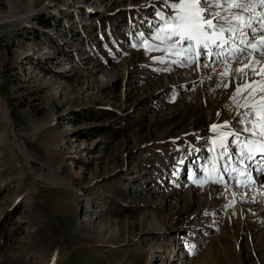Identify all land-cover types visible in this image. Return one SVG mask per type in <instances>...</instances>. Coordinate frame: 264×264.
<instances>
[{"label": "rangeland", "instance_id": "obj_1", "mask_svg": "<svg viewBox=\"0 0 264 264\" xmlns=\"http://www.w3.org/2000/svg\"><path fill=\"white\" fill-rule=\"evenodd\" d=\"M178 2L0 0V264H264V116Z\"/></svg>", "mask_w": 264, "mask_h": 264}, {"label": "bare ground", "instance_id": "obj_2", "mask_svg": "<svg viewBox=\"0 0 264 264\" xmlns=\"http://www.w3.org/2000/svg\"><path fill=\"white\" fill-rule=\"evenodd\" d=\"M237 2L245 3L246 7L244 9H237L231 6L229 7L232 8L231 9L232 11L239 12L240 14L239 18L241 20L245 19L246 25L240 28L241 31L238 34H234L232 32L229 33L227 31L219 32L216 30H208L205 33V35H210L209 32L212 31L214 32V35L216 36L215 38L217 40L222 42L225 40L228 41L226 43V46L224 47L223 52H221L220 55L223 54L225 56L227 52L229 53L228 55L231 56V53H233L234 57L239 58L238 64L243 65L242 67L243 71L241 72V77L243 76L244 80L243 83L242 81L238 83L239 86L240 85L241 86L238 87L237 90L239 91V93H241V95H243L241 107L244 108L251 106L255 108V111L260 113L259 116L263 117L264 109L260 108L259 106L264 105V6L260 5L259 0H237ZM230 4H231V0H230ZM30 14H33V10L30 13L21 16H16L14 14H11L10 12L9 13L0 12V23L11 24L16 20L24 19L25 17L28 18ZM225 17H229V15L226 14ZM236 18L234 17L235 20ZM214 23H216V21H214ZM249 24L251 25V27L247 26ZM243 30H246V32H243L244 34H242ZM182 40H186V39H182ZM201 41L207 42L209 45L211 44L210 48H208L207 50L204 49L202 43L199 41H195V44L197 45V46L195 45L196 46L195 48L198 49L202 48L204 51H208L209 53H211L210 51H212L211 58H215L218 56L216 54V49H218L219 47L216 46V43H213V41H215L213 38L208 39V36H202ZM230 45H232L233 47H229ZM253 45H255V48H253L252 52H249V50L246 47ZM207 66L208 65H206V68ZM0 113L3 119H5V121L7 122V124L11 126L12 119L10 118L9 115V109L1 96H0ZM217 124H219V122H217ZM224 124L225 123H222L220 125L225 126ZM221 128L223 129V127ZM249 148L252 150V155H254V158L264 161L263 142L260 143L259 141H257L254 142L253 144L251 143ZM19 149L24 151L21 143L19 144ZM60 166L62 167L61 169L62 175H66L72 172L71 165L69 166V164L68 165L62 164ZM27 256L29 257L28 254L23 255L22 259L24 258L27 259L28 258ZM22 259L21 257L20 258L18 257V258H13L12 260H18L19 262H21V264H23L24 262L22 261Z\"/></svg>", "mask_w": 264, "mask_h": 264}, {"label": "snow or ice", "instance_id": "obj_3", "mask_svg": "<svg viewBox=\"0 0 264 264\" xmlns=\"http://www.w3.org/2000/svg\"><path fill=\"white\" fill-rule=\"evenodd\" d=\"M259 2L261 6H264V0H259ZM213 4L217 7L220 6L219 0H179L178 3L169 5L171 9L176 11V15L174 17H169L165 23H174L176 27V31L173 33L174 35H181V28L190 29V33L185 39L189 41H199L202 43L203 48L207 50L209 45L207 42L201 41V37L204 36L208 30L225 31L224 26L219 24V21L225 18L221 17L218 12H213L211 10ZM230 6L237 9H244L246 7L245 3L237 2V0H231ZM238 18L239 17H237V19ZM214 21H216V23H214ZM247 26L251 27L250 24ZM227 42V40L223 41L225 44ZM213 43L216 42L213 41ZM216 46L221 47L220 44H216ZM253 48H255V45H253ZM204 54L207 55L210 53L205 52ZM217 55H220V53H217ZM259 107L264 109V105H260ZM250 123H252V121H250ZM244 130L254 131V128H246ZM260 134L264 136V131Z\"/></svg>", "mask_w": 264, "mask_h": 264}]
</instances>
